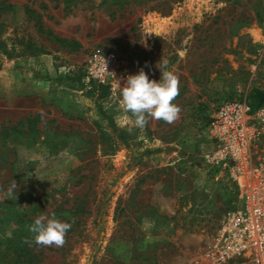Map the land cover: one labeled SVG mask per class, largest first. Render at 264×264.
Here are the masks:
<instances>
[{
    "label": "rangeland",
    "instance_id": "obj_1",
    "mask_svg": "<svg viewBox=\"0 0 264 264\" xmlns=\"http://www.w3.org/2000/svg\"><path fill=\"white\" fill-rule=\"evenodd\" d=\"M96 48L115 56L105 85L85 74ZM141 67L179 74L174 123L125 122L119 86ZM254 91L264 0H0V264H198L237 197L199 112ZM42 214L72 224L62 247L31 242Z\"/></svg>",
    "mask_w": 264,
    "mask_h": 264
},
{
    "label": "built area",
    "instance_id": "obj_2",
    "mask_svg": "<svg viewBox=\"0 0 264 264\" xmlns=\"http://www.w3.org/2000/svg\"><path fill=\"white\" fill-rule=\"evenodd\" d=\"M115 56L96 48L87 55L89 82H110ZM207 128L212 148L205 160L237 186L233 208L221 232L198 264H264V108L253 110L244 99L229 100L213 110Z\"/></svg>",
    "mask_w": 264,
    "mask_h": 264
},
{
    "label": "clouds",
    "instance_id": "obj_3",
    "mask_svg": "<svg viewBox=\"0 0 264 264\" xmlns=\"http://www.w3.org/2000/svg\"><path fill=\"white\" fill-rule=\"evenodd\" d=\"M163 68H168L167 61H161ZM160 62V63H161ZM144 67H148L145 64ZM144 67L137 74L128 75L124 86L120 88V106L125 115V122L143 131L150 120H162L167 124L179 119L181 107L174 103L180 92V77L174 70H161L160 80H150ZM119 82V81H118ZM120 83V82H119ZM130 115H127L129 114ZM131 131V128L129 129ZM17 182L12 180L8 189L12 194L17 189ZM72 224L42 214L35 218L28 231L33 234L32 241L37 246L62 247ZM25 243H29L25 239Z\"/></svg>",
    "mask_w": 264,
    "mask_h": 264
},
{
    "label": "trees",
    "instance_id": "obj_4",
    "mask_svg": "<svg viewBox=\"0 0 264 264\" xmlns=\"http://www.w3.org/2000/svg\"><path fill=\"white\" fill-rule=\"evenodd\" d=\"M63 43H69V41L67 40H60ZM249 103L251 104V106L253 107L254 110H257L261 107L264 106V92L263 91H254L250 97H249ZM199 115H201V117L203 118L202 123H204L205 125H208L211 122V119L209 116L206 115V110L203 108L200 110ZM120 135H121V140L123 142H125L126 144L128 143V137L127 135L124 133V131H119ZM28 244L21 241L20 243H18L19 248H21L22 251L26 252V256L30 255V250H28ZM27 260V259H26Z\"/></svg>",
    "mask_w": 264,
    "mask_h": 264
}]
</instances>
